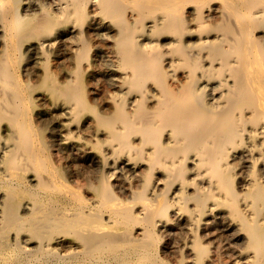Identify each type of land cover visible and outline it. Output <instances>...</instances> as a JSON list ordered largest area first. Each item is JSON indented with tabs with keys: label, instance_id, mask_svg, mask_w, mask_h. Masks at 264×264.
Masks as SVG:
<instances>
[{
	"label": "bare ground",
	"instance_id": "1",
	"mask_svg": "<svg viewBox=\"0 0 264 264\" xmlns=\"http://www.w3.org/2000/svg\"><path fill=\"white\" fill-rule=\"evenodd\" d=\"M0 264H264V0H0Z\"/></svg>",
	"mask_w": 264,
	"mask_h": 264
}]
</instances>
